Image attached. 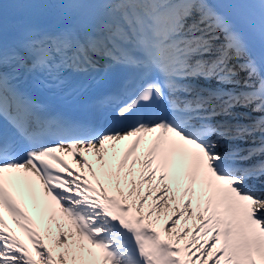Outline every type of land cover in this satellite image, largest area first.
Wrapping results in <instances>:
<instances>
[{
    "label": "snow or ice",
    "instance_id": "6c2138e0",
    "mask_svg": "<svg viewBox=\"0 0 264 264\" xmlns=\"http://www.w3.org/2000/svg\"><path fill=\"white\" fill-rule=\"evenodd\" d=\"M12 8L0 264H264V0Z\"/></svg>",
    "mask_w": 264,
    "mask_h": 264
},
{
    "label": "bare ground",
    "instance_id": "6f19581e",
    "mask_svg": "<svg viewBox=\"0 0 264 264\" xmlns=\"http://www.w3.org/2000/svg\"><path fill=\"white\" fill-rule=\"evenodd\" d=\"M68 158L72 162V158H70V157H68ZM91 158H93V157H91ZM3 217H4V220H5V223L8 225V227L13 229L14 233L17 236H19L21 239H25L26 240V236L18 228L15 227V225L12 223V218L10 217V215L7 212L3 213ZM189 226H191V222L189 223Z\"/></svg>",
    "mask_w": 264,
    "mask_h": 264
}]
</instances>
